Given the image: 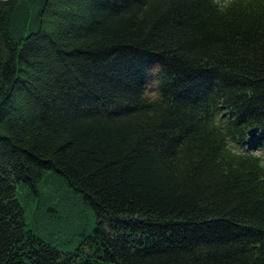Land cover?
<instances>
[{"label":"trees","instance_id":"1","mask_svg":"<svg viewBox=\"0 0 264 264\" xmlns=\"http://www.w3.org/2000/svg\"><path fill=\"white\" fill-rule=\"evenodd\" d=\"M257 150L264 0H0V264H264Z\"/></svg>","mask_w":264,"mask_h":264},{"label":"clouds","instance_id":"2","mask_svg":"<svg viewBox=\"0 0 264 264\" xmlns=\"http://www.w3.org/2000/svg\"><path fill=\"white\" fill-rule=\"evenodd\" d=\"M213 2L216 4L218 10H224L231 6V0H213ZM229 151L232 155H240L239 149L231 145H229ZM253 156L259 161L258 167L264 169V150L254 151Z\"/></svg>","mask_w":264,"mask_h":264},{"label":"water","instance_id":"3","mask_svg":"<svg viewBox=\"0 0 264 264\" xmlns=\"http://www.w3.org/2000/svg\"><path fill=\"white\" fill-rule=\"evenodd\" d=\"M256 132H257V128L254 127V128H251V129L248 131V134H249V136H253Z\"/></svg>","mask_w":264,"mask_h":264}]
</instances>
